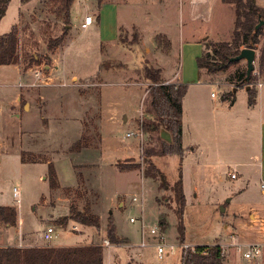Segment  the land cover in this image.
I'll use <instances>...</instances> for the list:
<instances>
[{"label": "rangeland", "instance_id": "374dc122", "mask_svg": "<svg viewBox=\"0 0 264 264\" xmlns=\"http://www.w3.org/2000/svg\"><path fill=\"white\" fill-rule=\"evenodd\" d=\"M12 1L0 23V35L9 33L15 23L18 3ZM54 1L32 0L25 4L28 10L24 9L21 16L18 56L26 86L13 90L8 100L2 96L8 89H1L0 207L17 209L18 227L0 222V246L26 247L35 240L46 246L99 245L104 249V264H183L182 245H220L224 257L221 264H264V240L253 238L264 235V213H259L257 221L254 212L258 210L248 209L249 199L228 202L245 181L237 170L238 178L231 179V166L220 169L224 181L217 185L216 194L210 189L198 203L191 192H185L186 241H180L169 189L178 179L180 159L156 155L160 135L144 129L145 123L154 119L149 90L157 87L144 78L148 65L161 71L165 84L179 87L181 79L189 86L201 81V90L211 106L219 110L220 146L225 153L257 147L259 116L256 113L248 121L243 114L249 106L246 91L236 93L238 113L229 111L235 86L226 80L236 68L210 77L197 67L205 42L231 41L236 20L233 5L226 0H105L99 20L95 0H76L71 22L66 25L53 14ZM257 3L264 8V0ZM107 4L116 5L119 21H115ZM87 14H92L95 25L84 32L81 23ZM100 32L106 41L98 51L87 53V62L71 61L68 67L86 78L58 79L55 52H61L65 44L79 42L70 50L71 55L83 43L98 39ZM62 37L63 43L50 50L49 42ZM91 46L94 52L95 45ZM103 64L106 68L100 71ZM245 65L242 61L241 66ZM12 79L15 81V77ZM141 130L142 140L127 137L129 132ZM80 140L90 144L89 150L71 153ZM125 149L131 150L130 155H125ZM147 150L151 155L146 157ZM22 151L51 160L65 177L61 189L51 190L46 163H23ZM138 164L140 168L120 169ZM252 183L260 190V182ZM67 188L72 191L66 193ZM72 203L81 210L92 206L101 217L100 230L74 221L61 224L69 216ZM161 217L167 220V226L162 227L164 243L174 248L173 252L167 248L169 254L163 260L157 258L155 248L139 247L141 219L147 226H161ZM109 218L114 221L120 245L109 241L108 247L104 243L108 240ZM131 218L136 223H131ZM49 227L55 235L46 241L43 234ZM256 244L262 247L261 258L246 261L239 247L245 250Z\"/></svg>", "mask_w": 264, "mask_h": 264}, {"label": "trees", "instance_id": "16d2710c", "mask_svg": "<svg viewBox=\"0 0 264 264\" xmlns=\"http://www.w3.org/2000/svg\"><path fill=\"white\" fill-rule=\"evenodd\" d=\"M12 0H0V23L6 16L8 7ZM22 4H27L32 0H20ZM52 1V0H51ZM76 0H55L53 14L57 20L63 21L66 25L71 22V8ZM97 9L100 12L105 0H95ZM233 5L236 11V20L233 30V37L229 42L213 43L207 41L203 44L204 50L197 58V67L206 76H215L227 73L231 68L236 69L226 80L229 84L237 88H247L248 104L253 107L256 104L258 95L257 83L264 84V26L256 29L261 20H264V8L258 5L257 0H226ZM100 20V16H98ZM64 38H58L49 42V49L54 50L59 47ZM18 29L0 35V65H11L19 62L18 56ZM243 49H253L259 53L257 69L247 77V66H241V62H231ZM105 64L100 66V71L105 69ZM144 78L156 84L157 87H150L151 108L154 119L146 122L145 132L160 133L161 129L167 130L172 137L171 142H166L158 136L160 150L156 155H173L180 159L179 176L172 185L171 193L174 202V213L177 217V232L181 242L185 239L184 214L186 207V196L183 187L182 164L185 158V150L182 144L183 135V101L188 93L189 85L182 84L179 87L165 84L161 79V71L150 66H145ZM232 105L235 102V94L232 97ZM224 100H227L225 97ZM86 141V140H85ZM78 141L72 148L71 153H80L83 149L90 147L88 142ZM92 146V145H91ZM151 155L146 151V157ZM23 163H46L48 164V178L51 190L58 191L61 185L54 163L45 158L39 157L31 152H21ZM151 165L150 163L148 164ZM140 168L138 166L120 167L122 171ZM146 171V169H145ZM144 171V172H145ZM165 187V184H163ZM66 191V190H65ZM71 192L67 188L66 193ZM68 199V198H67ZM18 212L14 207H0V222L8 227H16ZM74 221L77 224L87 227L101 228L99 216L94 212L92 206L87 205L81 210L76 203H72L69 209V216L65 217L63 223ZM161 228L167 226L165 217L160 218ZM117 230L112 218H109L107 226V238L113 245H120L122 241L117 237ZM206 253V254H205ZM224 257L220 245L197 246L195 252H188L183 258V264H221ZM0 264H104V249L99 245L89 246H34L21 248L15 246L0 247Z\"/></svg>", "mask_w": 264, "mask_h": 264}, {"label": "crops", "instance_id": "0c3cea01", "mask_svg": "<svg viewBox=\"0 0 264 264\" xmlns=\"http://www.w3.org/2000/svg\"><path fill=\"white\" fill-rule=\"evenodd\" d=\"M13 1L10 3L12 4ZM17 14L15 23L12 26L17 27L18 29V41H20V23L21 16L24 13V9L27 11L28 8H24L27 5L22 4L20 0H17ZM74 5V4H73ZM72 5V8H73ZM111 11L115 14V21H119L120 11L116 7V5H109ZM10 7V5H9ZM8 7V9H9ZM71 8V11H72ZM8 11V10H7ZM7 14V13H6ZM92 14H87L86 16H90ZM85 16V17H86ZM101 16L100 12L99 15ZM85 20V18H84ZM82 21L81 25L84 23ZM58 21V20H57ZM99 23V22H98ZM95 25L92 24L88 28L84 29V32L91 31L90 29ZM11 28V30H12ZM10 30V31H11ZM9 31V32H10ZM106 39L102 36L101 32L99 34V38L95 41H91L90 43H83L82 47H77L73 50L70 55V50L72 47L77 45L78 43H69L65 44L60 52L57 50L55 52V56L53 57L55 63V72L57 73V78L62 80H76L80 77V73L77 69H68L71 65V61L73 63L82 61L87 62L89 59L86 57L87 53H95L98 51V48L102 43H104ZM19 44V43H18ZM91 45H95V51L92 52ZM203 46V45H202ZM204 50V47H203ZM60 52V53H59ZM22 63L18 62L17 64L11 65H0V101H1V89H8L2 96L4 99L8 100V96L12 93V91L19 90V88L26 86L24 84V79L26 78L22 72ZM100 68V67H99ZM4 74V76H3ZM12 76H8V75ZM12 77H15V81H12ZM92 76H88L90 78ZM181 83L184 84L181 79ZM202 83L201 81H195L190 84L188 93L183 101V135H182V144L185 150V158L182 164V178H183V187L184 192H191L195 200L201 202L205 199L208 191H211L216 194L215 190L217 189V185L221 184L224 181V178L220 172V169L223 167L231 166L232 170L229 172L230 174L235 173L236 178H238L241 171V176L244 178V183L242 187H238V190L233 193V198L231 202L237 198L242 201L243 198L249 199L250 206L248 209L258 210L255 211V217L259 221V213H264V93L262 89L264 88V84L262 87L258 88V102L254 107H247V110L243 112V114L247 117L248 121L254 117V114L257 113L259 116L258 127L259 132L257 136V147L256 148H240L235 151H230L225 153L220 146V127L221 121L219 119V110L215 109L210 104V99L208 96H205L204 92L201 90ZM246 91V88H233L232 91L235 94L240 91ZM213 95V94H212ZM248 96V94H247ZM216 98V96H212ZM5 100V101H7ZM227 102H223L224 105ZM236 102L229 107L230 112L234 111V113H238L236 110ZM219 106H217L218 108ZM1 108V107H0ZM220 109V108H219ZM237 111V112H235ZM221 112H224V109H221ZM235 118L232 115L231 120ZM126 121V119H125ZM220 121V122H219ZM152 132V131H151ZM153 133V132H152ZM105 140L103 142V147L105 146ZM89 150V149H84ZM104 150V149H103ZM125 155H130L129 149H125ZM103 152V151H100ZM48 165V164H47ZM55 165V164H54ZM56 168V166H55ZM71 169L74 171L75 166L72 164ZM237 170V171H236ZM58 181L61 186L63 183H66L62 176V173L56 168ZM237 172V173H236ZM231 177V176H230ZM232 179V178H231ZM74 180V178H73ZM72 180V181H73ZM252 182H260V190H256L253 188ZM70 183V182H69ZM69 183L65 185H70ZM71 187V186H70ZM245 195H249L245 197ZM101 222V217L98 214ZM18 227L17 226L11 228ZM264 229V228H262ZM26 236H23L22 240H26ZM256 241H263L264 235H259L253 237ZM261 238V239H260ZM35 240L32 244L23 247L21 245H17L15 247L21 248H29L34 246H46L43 243H36ZM5 246H13V245H3ZM52 246V245H51ZM64 246V245H59ZM57 246V247H59ZM86 246V245H85Z\"/></svg>", "mask_w": 264, "mask_h": 264}, {"label": "built area", "instance_id": "2783aa9c", "mask_svg": "<svg viewBox=\"0 0 264 264\" xmlns=\"http://www.w3.org/2000/svg\"><path fill=\"white\" fill-rule=\"evenodd\" d=\"M92 23H93L92 17L91 16H87L85 18V20H84V23L81 25V27L83 29H86L89 26H91ZM37 76L38 77L41 76V73L38 72ZM257 86L258 87H262L263 83L262 82H258ZM212 96H215V94H213ZM127 137L128 138H135V139L137 138L139 140H142L143 137H144V133H143L142 130L137 132V133L129 132L127 134ZM230 176H231L232 179L236 178V174L235 173L230 174ZM263 188H264V185H263ZM14 195L16 197L18 196L17 190H15V194ZM133 200L135 202L138 201V199L136 197H134ZM136 221L137 220L135 218H131L130 219L131 223H136ZM160 227L161 226H158V225L147 226L146 223H145L144 218L141 219V243H140L139 247H141L142 249L150 248V247L155 248L156 249L157 258L159 260H163L169 254V252L167 251V248L170 249V252H173L174 248H173V246L169 247L168 245H165V243H164V241H165L164 234L162 233V228H160ZM54 235H55L54 229L49 227L44 232L43 238L46 241H50L54 237ZM150 242H151V244H150ZM104 243L108 247L111 246L109 240H107V239L104 241ZM196 247L191 246V245H182L181 246L182 252H185V256L187 255L188 252H192V253L195 252ZM238 250H240V252L242 253L243 258L246 261H249V262H252V261H254L256 259L261 258L262 254H263L262 247L260 245H258V244L250 245L245 250H242V247H239Z\"/></svg>", "mask_w": 264, "mask_h": 264}, {"label": "water", "instance_id": "95a60500", "mask_svg": "<svg viewBox=\"0 0 264 264\" xmlns=\"http://www.w3.org/2000/svg\"><path fill=\"white\" fill-rule=\"evenodd\" d=\"M262 26H264V20H261L259 22V24L256 26V29H259ZM257 56H258V53L256 50L243 49L237 57L231 59V62L245 61L247 64V77H249L251 75V73L255 70V63H256ZM246 90L248 91L249 87H247ZM159 135H160L161 139H163L166 142L172 141L171 134L165 129H161ZM161 179H162L163 184L166 185V180H165L164 176H161ZM165 188L167 189L168 186H165ZM230 201L231 200L229 199L228 202L230 203ZM222 210H223V212L225 211L224 209H222Z\"/></svg>", "mask_w": 264, "mask_h": 264}]
</instances>
